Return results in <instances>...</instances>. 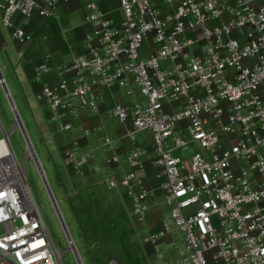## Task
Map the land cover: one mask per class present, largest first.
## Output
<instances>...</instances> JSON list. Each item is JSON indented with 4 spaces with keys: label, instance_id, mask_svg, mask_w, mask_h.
<instances>
[{
    "label": "built area",
    "instance_id": "1",
    "mask_svg": "<svg viewBox=\"0 0 264 264\" xmlns=\"http://www.w3.org/2000/svg\"><path fill=\"white\" fill-rule=\"evenodd\" d=\"M65 1L0 0V20L27 43L32 35L14 25V16L50 18ZM85 8L91 24L85 52L40 89L56 129H71L85 108L96 111L98 87L132 81L144 99L115 101L108 112L131 122L126 135L134 145L127 168L118 177L109 173L107 182L125 193L129 216L142 219L153 189L138 169L150 157L169 211L143 241L156 247L181 232L170 264H264V0H119V20L94 0ZM48 58L38 72L50 69ZM0 128V264H62L26 181L27 158L39 162L35 150L25 137L21 164L1 121ZM144 130L152 137L150 151L135 143ZM190 143L197 149L187 157L174 153ZM117 144V137L102 138L112 150L108 165L120 162ZM92 155L72 141L62 163L82 175ZM73 248L70 240L78 257Z\"/></svg>",
    "mask_w": 264,
    "mask_h": 264
},
{
    "label": "crops",
    "instance_id": "2",
    "mask_svg": "<svg viewBox=\"0 0 264 264\" xmlns=\"http://www.w3.org/2000/svg\"><path fill=\"white\" fill-rule=\"evenodd\" d=\"M87 1L68 0L62 2L57 7L56 15L50 18H43L38 15L31 17L15 15L13 18L14 25L22 26L32 35V39L27 43L18 42L11 35V27L5 26L7 27V34L14 41L12 46L7 47V43L0 35V47L4 48L6 46L5 50L8 49L7 53L14 60L18 76L25 88L26 97L28 99L32 97L36 101V114L37 119L41 122V128L44 131H49L52 135L51 128H53V131L58 130L54 122L50 120L51 112L47 103L41 97V85L43 82H55L59 77V70L69 63L74 55L85 52V34L91 29V24L84 20ZM94 1L113 19L119 20L122 17L119 9V0ZM47 54H49L47 63L50 69L38 72L37 65L45 60ZM128 89L130 90L129 93L127 92ZM262 90L264 92V84L262 85ZM98 92L97 110L85 108L72 119L73 126L71 129L58 131L65 133L63 137L57 138L55 136L53 139V152L60 156L61 162L63 151L72 141H77L81 148L91 149L93 153L82 175L77 174L69 177L66 173L68 169L65 168L62 175L65 183L64 187L71 183L72 180L70 179L79 182L84 181L86 193L92 198L101 199L103 201L102 209L107 212L111 221L117 224L120 223L124 227L125 233L136 240L139 250L138 264H154L153 262L155 264H170V262L178 258V250L173 243L181 242V232L176 231L167 234L159 241L156 247L150 242L143 241V237L150 230L161 225L163 216L169 211V207L163 201V190L160 188L159 178H156V168L152 165L150 157L145 155L143 157L144 166L142 169H138L146 186L153 189V193L146 199L149 209L142 219L135 216L129 217L125 193L123 190L110 188L107 182L109 173L118 177L127 168L125 155L134 145L126 135L127 130L131 127V122L122 123L117 121L109 115V107L118 100L131 102L144 98L132 81H129V84L124 87L118 85L111 87L100 86L98 87ZM20 119L24 125L21 117ZM104 136L118 138V144L115 147V151L120 156L118 164L108 165L106 163L105 158L112 153V150L102 146V138ZM135 143L150 151L152 148L150 132L146 130L138 132ZM98 168L100 170H97ZM160 246H165L169 249L167 256L161 260H159L162 257Z\"/></svg>",
    "mask_w": 264,
    "mask_h": 264
},
{
    "label": "rangeland",
    "instance_id": "3",
    "mask_svg": "<svg viewBox=\"0 0 264 264\" xmlns=\"http://www.w3.org/2000/svg\"><path fill=\"white\" fill-rule=\"evenodd\" d=\"M6 28L0 20V35L7 43V47H10L14 41L7 34ZM5 47H0V73L4 79V85L0 82V121L3 128L9 131L11 147L18 161L23 164L26 160V139L22 128L16 124L15 113L23 120V127L38 156L59 211L50 197L33 157L26 160V181L56 247L62 250V264H79L76 254L68 249L71 238L82 264H109L110 260H114L115 264H138L139 250L136 240L125 233L120 223L111 221L110 216L102 209L101 199L92 198L86 193L84 181L70 179L73 182L64 187L62 175L66 167L60 156L53 152V139L55 136L61 138L65 133L53 131L51 128L52 135L41 128V122L36 114V101L32 97L30 99L26 97L16 64ZM4 86L15 106L14 110ZM195 149L196 145L190 143L187 150L178 149L174 153L187 157ZM68 172L66 173L69 177L77 175L72 174L70 170ZM159 249L162 253V257L159 258L161 260L167 256L169 249L165 246H160Z\"/></svg>",
    "mask_w": 264,
    "mask_h": 264
},
{
    "label": "water",
    "instance_id": "4",
    "mask_svg": "<svg viewBox=\"0 0 264 264\" xmlns=\"http://www.w3.org/2000/svg\"><path fill=\"white\" fill-rule=\"evenodd\" d=\"M0 78H2V74H1V73H0ZM3 85H4V84H3ZM4 88H5V92L7 93L8 98H9V100H10V102H11V105H12L13 102L11 101V98H10V96H9L8 90H7V88H6L5 86H4ZM16 117L19 118L18 113L16 114ZM19 120H20V118H19ZM20 127L22 128V131H23L24 136H25V137H28V136H27V133H26L24 127H23V124L21 123V120H20ZM37 166H38V168H39V171H40L41 177H42V179H43V181H44V184H45V186H46V188H47V190H48V192H49V194H50V197L52 198V201H53V203H54V205H55L57 211H59L58 206H57V203H56V201H55V199H54V196H53V193H52V191H51V188L49 187L48 181H47V179H46V176H45V174H44V172H43V170H42V168H41L39 162H37ZM59 214H60V212H59ZM62 222H63V225H64V227H65V224H64L63 219H62ZM77 259H78L79 264H82V262H81L79 256L77 257Z\"/></svg>",
    "mask_w": 264,
    "mask_h": 264
},
{
    "label": "bare ground",
    "instance_id": "5",
    "mask_svg": "<svg viewBox=\"0 0 264 264\" xmlns=\"http://www.w3.org/2000/svg\"><path fill=\"white\" fill-rule=\"evenodd\" d=\"M12 107H13V109L15 108L14 104H12ZM18 120H19V119H18ZM31 150H32V153H34L32 148H31ZM71 240H72V245H74V248H73V249H74V251L76 252V249H77V248H76V246H75L74 241H73L72 238H71ZM72 247H73V246H72Z\"/></svg>",
    "mask_w": 264,
    "mask_h": 264
}]
</instances>
